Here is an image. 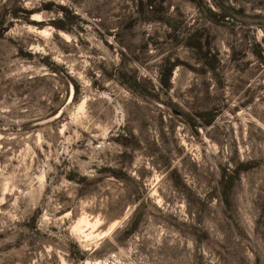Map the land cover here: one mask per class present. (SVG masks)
I'll use <instances>...</instances> for the list:
<instances>
[{
    "label": "rangeland",
    "instance_id": "obj_1",
    "mask_svg": "<svg viewBox=\"0 0 264 264\" xmlns=\"http://www.w3.org/2000/svg\"><path fill=\"white\" fill-rule=\"evenodd\" d=\"M0 264H264V0H0Z\"/></svg>",
    "mask_w": 264,
    "mask_h": 264
},
{
    "label": "trees",
    "instance_id": "obj_2",
    "mask_svg": "<svg viewBox=\"0 0 264 264\" xmlns=\"http://www.w3.org/2000/svg\"><path fill=\"white\" fill-rule=\"evenodd\" d=\"M17 13V12H16ZM171 63V62H170ZM171 65H172V63H171ZM170 65V66H171ZM169 79H170V67L168 68V71H167V74H166V77L165 78H163V84H165V85H169L170 84V82H169ZM137 82V79L135 80V83Z\"/></svg>",
    "mask_w": 264,
    "mask_h": 264
},
{
    "label": "bare ground",
    "instance_id": "obj_3",
    "mask_svg": "<svg viewBox=\"0 0 264 264\" xmlns=\"http://www.w3.org/2000/svg\"><path fill=\"white\" fill-rule=\"evenodd\" d=\"M83 218H84V217H83ZM84 219H85V218H84ZM85 220H86V219H85ZM80 221H83V219L81 218ZM78 222H79V221H78ZM77 226H78V225H77ZM78 229H80V228H78ZM76 232H77V231H76ZM79 232H80V231H79Z\"/></svg>",
    "mask_w": 264,
    "mask_h": 264
}]
</instances>
